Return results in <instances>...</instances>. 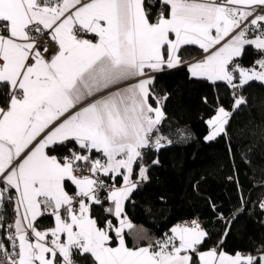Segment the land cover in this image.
<instances>
[{
  "label": "snow or ice",
  "instance_id": "snow-or-ice-1",
  "mask_svg": "<svg viewBox=\"0 0 264 264\" xmlns=\"http://www.w3.org/2000/svg\"><path fill=\"white\" fill-rule=\"evenodd\" d=\"M264 0H0V264H264L258 254L207 248L197 219L139 235L126 206L172 143L157 74L186 67L232 90L207 119L206 142L227 134L240 94L264 83ZM45 37L47 43L41 42ZM184 46L203 56L187 63ZM251 48L258 59L241 60ZM257 66L259 70H257ZM167 140V143L164 141ZM85 169L88 175H84ZM107 205V206H105ZM93 206L105 212L92 215ZM264 214V202L259 205ZM54 218L41 230L38 218ZM131 239V246L129 238ZM147 241L146 243L144 241Z\"/></svg>",
  "mask_w": 264,
  "mask_h": 264
},
{
  "label": "trees",
  "instance_id": "trees-1",
  "mask_svg": "<svg viewBox=\"0 0 264 264\" xmlns=\"http://www.w3.org/2000/svg\"><path fill=\"white\" fill-rule=\"evenodd\" d=\"M198 53L195 46L182 48L185 61ZM258 58L249 48L241 63L249 67ZM155 88L161 97H168L161 131L172 143L149 157L158 155L160 164L151 167L149 180L127 203L128 217L138 234L158 235L179 221L198 217L210 233L206 247L219 245L226 226L218 219L219 213L213 214L214 202L226 220L238 214L223 250L257 255V249L264 246V214L259 208L264 187V83L244 86L240 94L246 106L231 118L227 134L211 142L203 138L206 121L221 101L226 109L232 104L230 88L221 82L214 85L193 79L186 67L157 74ZM6 95L0 89L1 103ZM0 215H5V224L12 222V207L0 209ZM92 215L102 221L105 212L93 206ZM38 219L40 227L53 224L52 217ZM76 261L94 264L90 256H77Z\"/></svg>",
  "mask_w": 264,
  "mask_h": 264
},
{
  "label": "crops",
  "instance_id": "crops-1",
  "mask_svg": "<svg viewBox=\"0 0 264 264\" xmlns=\"http://www.w3.org/2000/svg\"><path fill=\"white\" fill-rule=\"evenodd\" d=\"M195 47L199 49L198 46H195ZM202 56H203V52H202L201 49H199V53L196 54L195 57L189 59V60L186 61V62H187V63L195 62V61H197V60H200V59L202 58ZM245 67H247V66H245ZM249 67H251V66H249ZM257 70H259L258 66H257ZM6 96H7V95H6ZM7 103H8V98H7L3 103L0 102V107H4V106H6ZM226 110H227V109H226ZM83 174H84V175H88V172H87L86 169H85V172H84ZM129 219H130V218H129ZM130 220H131V219H130ZM131 222H132V221H131ZM176 224H179V223H176ZM176 224H174V226H175ZM51 227H54V218H53V224H52V226H50V227H43V226H42V227H40V228H41V230H46V229L51 228ZM211 247H213V246H209L208 248H211ZM226 253H228V252H226ZM228 254H230V253H228ZM231 254H233V253H231ZM76 262H77V261H76ZM77 264H82V263L77 262Z\"/></svg>",
  "mask_w": 264,
  "mask_h": 264
},
{
  "label": "built area",
  "instance_id": "built-area-1",
  "mask_svg": "<svg viewBox=\"0 0 264 264\" xmlns=\"http://www.w3.org/2000/svg\"><path fill=\"white\" fill-rule=\"evenodd\" d=\"M258 12L260 13H264V7H261V8H258L257 9ZM41 40V42L43 43H47V39L45 37H40L39 38ZM165 142V141H164ZM85 172V171H84ZM263 184H264V181H263ZM264 202V187H263V194H262V198H261V201H260V204ZM107 206V205H105ZM198 217H194V218H191V219H185L184 221H179L178 223H185V222H190L192 219H197ZM199 219V218H198ZM200 220V219H199ZM202 222V220H200Z\"/></svg>",
  "mask_w": 264,
  "mask_h": 264
},
{
  "label": "rangeland",
  "instance_id": "rangeland-1",
  "mask_svg": "<svg viewBox=\"0 0 264 264\" xmlns=\"http://www.w3.org/2000/svg\"><path fill=\"white\" fill-rule=\"evenodd\" d=\"M209 118H210V117H209ZM209 118H208V119H209Z\"/></svg>",
  "mask_w": 264,
  "mask_h": 264
}]
</instances>
